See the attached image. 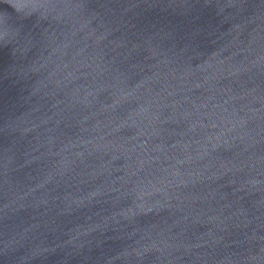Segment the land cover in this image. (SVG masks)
Listing matches in <instances>:
<instances>
[{"label":"water","instance_id":"obj_1","mask_svg":"<svg viewBox=\"0 0 264 264\" xmlns=\"http://www.w3.org/2000/svg\"><path fill=\"white\" fill-rule=\"evenodd\" d=\"M0 264H264V0H0Z\"/></svg>","mask_w":264,"mask_h":264}]
</instances>
